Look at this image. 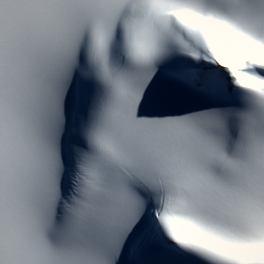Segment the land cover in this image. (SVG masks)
I'll list each match as a JSON object with an SVG mask.
<instances>
[{
    "label": "snow or ice",
    "instance_id": "snow-or-ice-1",
    "mask_svg": "<svg viewBox=\"0 0 264 264\" xmlns=\"http://www.w3.org/2000/svg\"><path fill=\"white\" fill-rule=\"evenodd\" d=\"M0 264H264V0H0Z\"/></svg>",
    "mask_w": 264,
    "mask_h": 264
},
{
    "label": "clouds",
    "instance_id": "clouds-1",
    "mask_svg": "<svg viewBox=\"0 0 264 264\" xmlns=\"http://www.w3.org/2000/svg\"><path fill=\"white\" fill-rule=\"evenodd\" d=\"M219 47V45H218ZM221 55L224 58L226 63H233L234 62V49L232 46L226 48V49H222L221 50ZM183 235V234H182Z\"/></svg>",
    "mask_w": 264,
    "mask_h": 264
}]
</instances>
